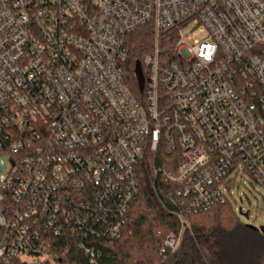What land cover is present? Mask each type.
<instances>
[{
	"label": "built area",
	"instance_id": "1",
	"mask_svg": "<svg viewBox=\"0 0 264 264\" xmlns=\"http://www.w3.org/2000/svg\"><path fill=\"white\" fill-rule=\"evenodd\" d=\"M145 25L139 98L122 65ZM160 151L181 224L161 254L232 173L264 188V0H0V264H60L65 230L97 264L91 239L119 237Z\"/></svg>",
	"mask_w": 264,
	"mask_h": 264
},
{
	"label": "trees",
	"instance_id": "2",
	"mask_svg": "<svg viewBox=\"0 0 264 264\" xmlns=\"http://www.w3.org/2000/svg\"><path fill=\"white\" fill-rule=\"evenodd\" d=\"M170 32L173 40L174 31ZM152 39V30L147 25L127 37L129 55L122 67L126 82L139 98L145 90L138 87L135 63L137 60L143 63ZM142 70L145 74L144 65ZM169 158L170 155L160 151L158 160L155 156L145 159L139 195L121 226L119 237L91 239L96 252H100L97 264H264V234L242 222L229 199L210 210L187 214L191 226L184 229L177 249L166 254L159 252L164 239L181 229L168 197L173 184L152 172L153 163L160 171L169 168L163 163ZM77 237L69 230L52 236L55 244L50 246L51 252L60 264H90L89 257L78 246Z\"/></svg>",
	"mask_w": 264,
	"mask_h": 264
},
{
	"label": "rangeland",
	"instance_id": "3",
	"mask_svg": "<svg viewBox=\"0 0 264 264\" xmlns=\"http://www.w3.org/2000/svg\"><path fill=\"white\" fill-rule=\"evenodd\" d=\"M194 25L196 24H190L183 29L185 34L190 33L192 35L191 39L199 38L202 35L197 28L194 29ZM3 160L9 165L8 157H3ZM3 172H0V174H3ZM226 181L230 184L232 194L228 191L227 187H225V193L228 195V199L232 203V208L239 219L244 223H253L257 226L264 225L263 186L248 173L237 176L236 172H234ZM240 207L243 208V211H249V218L240 215ZM190 226L191 223H189L188 227L190 228Z\"/></svg>",
	"mask_w": 264,
	"mask_h": 264
},
{
	"label": "water",
	"instance_id": "4",
	"mask_svg": "<svg viewBox=\"0 0 264 264\" xmlns=\"http://www.w3.org/2000/svg\"><path fill=\"white\" fill-rule=\"evenodd\" d=\"M135 75L137 78L139 89L143 90L144 85H145V78L143 75L142 65H141V62L139 60H137L135 63ZM239 213H240V215H243L245 218H249V216H250L249 211H243L242 207L239 208ZM246 225L250 228L261 231L264 234V225L257 226L253 223H246Z\"/></svg>",
	"mask_w": 264,
	"mask_h": 264
}]
</instances>
